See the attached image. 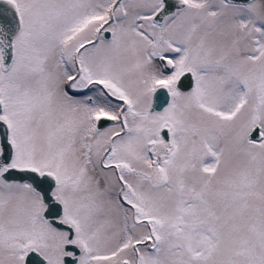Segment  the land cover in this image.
Segmentation results:
<instances>
[{"label":"snow or ice","instance_id":"snow-or-ice-1","mask_svg":"<svg viewBox=\"0 0 264 264\" xmlns=\"http://www.w3.org/2000/svg\"><path fill=\"white\" fill-rule=\"evenodd\" d=\"M0 264H264V0H0Z\"/></svg>","mask_w":264,"mask_h":264}]
</instances>
